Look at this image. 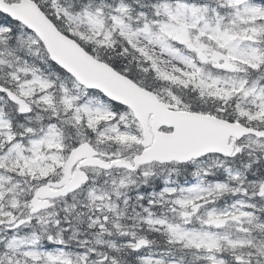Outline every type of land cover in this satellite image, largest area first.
<instances>
[{
  "label": "snow or ice",
  "instance_id": "obj_1",
  "mask_svg": "<svg viewBox=\"0 0 264 264\" xmlns=\"http://www.w3.org/2000/svg\"><path fill=\"white\" fill-rule=\"evenodd\" d=\"M0 264H264V0H0Z\"/></svg>",
  "mask_w": 264,
  "mask_h": 264
}]
</instances>
